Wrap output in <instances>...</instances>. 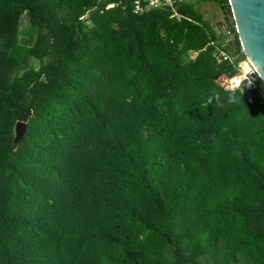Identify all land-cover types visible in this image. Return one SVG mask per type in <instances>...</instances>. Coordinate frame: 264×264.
I'll list each match as a JSON object with an SVG mask.
<instances>
[{"label":"trees","instance_id":"trees-1","mask_svg":"<svg viewBox=\"0 0 264 264\" xmlns=\"http://www.w3.org/2000/svg\"><path fill=\"white\" fill-rule=\"evenodd\" d=\"M207 1L233 43L190 3L0 0V264H264V82L228 102Z\"/></svg>","mask_w":264,"mask_h":264},{"label":"water","instance_id":"water-1","mask_svg":"<svg viewBox=\"0 0 264 264\" xmlns=\"http://www.w3.org/2000/svg\"><path fill=\"white\" fill-rule=\"evenodd\" d=\"M241 50L264 82V0H228ZM25 123L14 126V142L24 135Z\"/></svg>","mask_w":264,"mask_h":264},{"label":"rangeland","instance_id":"rangeland-1","mask_svg":"<svg viewBox=\"0 0 264 264\" xmlns=\"http://www.w3.org/2000/svg\"><path fill=\"white\" fill-rule=\"evenodd\" d=\"M184 3H190L193 6L194 10L199 12L202 15V18L210 22V24L216 30L217 39L221 45H226V44L234 42V39H235L234 32L230 31L229 28L226 26L224 19H223V14L212 2H209L207 0H184ZM227 3H228V0H227ZM229 14H230V21L234 24L231 11ZM27 23H28V20L26 16L23 15L19 21L18 37L22 35V30L26 28ZM233 56L237 59V55H233ZM29 65L33 66L34 68H37L38 66L37 60L31 58L29 61ZM247 65L249 64L245 57V59L242 62H240L238 65L239 71L241 72L242 71L241 67L244 69L245 67H247ZM250 67L253 68L252 66ZM218 81L222 85H225L228 87L231 84L230 81L226 77H220ZM239 86H241V89L244 90V88L242 87L243 86L242 84ZM201 260L204 262V264H215V262L212 261L211 257L209 256H206Z\"/></svg>","mask_w":264,"mask_h":264},{"label":"built area","instance_id":"built-area-1","mask_svg":"<svg viewBox=\"0 0 264 264\" xmlns=\"http://www.w3.org/2000/svg\"><path fill=\"white\" fill-rule=\"evenodd\" d=\"M129 3L130 5V10L133 14L136 15H140L143 14L149 10H153V9H160V10H165L168 12L169 16L174 18V19H180L183 17V15L181 14L179 7L180 5H182L184 3V0H125ZM115 2L112 3H108L107 7L109 6H113L115 5ZM220 52V56L223 60H228L230 63L234 64L236 58L233 55L228 54L226 51L219 49ZM239 65V64H237ZM251 67L250 70H248L246 72V76L243 80H241L240 83H238L239 85H243L242 87L244 89H251L255 87V83L253 81V76L256 74L255 72L251 71ZM239 70V68H238ZM240 72V71H239ZM241 73V72H240ZM229 81H230V86H225L223 85L225 88H233L235 84V82H233V78L232 77H226ZM261 97H262V104L264 106V93H260Z\"/></svg>","mask_w":264,"mask_h":264},{"label":"clouds","instance_id":"clouds-1","mask_svg":"<svg viewBox=\"0 0 264 264\" xmlns=\"http://www.w3.org/2000/svg\"><path fill=\"white\" fill-rule=\"evenodd\" d=\"M234 67L237 68L238 70V65H234ZM246 72L248 71L247 69L245 70ZM251 71L255 72L257 69L252 68ZM238 83L239 81L236 82V85L233 86V88H230L227 90V99L229 103L232 104H238L240 102V96L238 94ZM213 96H219V93L216 92L215 90L212 91ZM211 99V96L209 97Z\"/></svg>","mask_w":264,"mask_h":264},{"label":"bare ground","instance_id":"bare-ground-1","mask_svg":"<svg viewBox=\"0 0 264 264\" xmlns=\"http://www.w3.org/2000/svg\"><path fill=\"white\" fill-rule=\"evenodd\" d=\"M247 62H248V61H247ZM248 64H249V65H247V67H245L244 69H243V68L241 69V70H242V71H241V75H242L243 79H244L245 76H246V71H245V70H246V69H247V70L250 69V66H251V65H250L249 62H248ZM243 79H242V80H243ZM240 82H241V81H240Z\"/></svg>","mask_w":264,"mask_h":264}]
</instances>
